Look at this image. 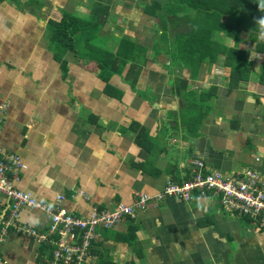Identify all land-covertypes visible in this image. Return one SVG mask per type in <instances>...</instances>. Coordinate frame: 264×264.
Returning a JSON list of instances; mask_svg holds the SVG:
<instances>
[{
	"label": "crops",
	"instance_id": "crops-1",
	"mask_svg": "<svg viewBox=\"0 0 264 264\" xmlns=\"http://www.w3.org/2000/svg\"><path fill=\"white\" fill-rule=\"evenodd\" d=\"M92 1L104 7L101 14L87 0H0V148L27 165L18 188L46 203L63 196L61 205L83 218L94 208L134 207L141 195H163L111 229L98 226L87 264H264L261 219L225 212L217 196L185 202L165 194L168 180L191 178L200 156L211 171L226 176L264 172L257 162L264 157L261 73L231 90L219 81L204 82L202 71L195 81L188 70L186 76L179 68L171 71L161 57L139 59L138 77L128 76L125 66L108 82L121 93L108 95L98 72L79 65L77 55L69 51L59 58L51 20L75 16L83 7L87 24L105 20L99 39L107 47L104 38L115 39L114 51L120 36L151 50V20L159 21L140 18L150 0ZM177 76L191 80L189 91L218 88L196 135L188 132L185 121L192 115L174 92ZM48 221L47 214L24 208L18 223L41 231ZM10 231L2 264L45 263L50 245Z\"/></svg>",
	"mask_w": 264,
	"mask_h": 264
},
{
	"label": "trees",
	"instance_id": "trees-1",
	"mask_svg": "<svg viewBox=\"0 0 264 264\" xmlns=\"http://www.w3.org/2000/svg\"><path fill=\"white\" fill-rule=\"evenodd\" d=\"M259 4L264 5V0H150L144 11L159 21L161 36L153 47L156 48L157 55L169 56V64L166 65L169 70L172 71V68L188 70L190 72L188 79L195 81L202 69L205 70L207 67L210 70L212 65L223 59L224 66L231 69L228 85L233 90L247 81L250 73L251 63L248 61L250 50H242L238 46L243 40L242 32L249 31L247 39L256 42V49L264 52V39H259L255 32L256 21L264 17V8L260 9ZM103 11L104 7L97 8L95 14H101ZM225 16L228 22L222 20ZM102 23H105L104 19L101 23L79 22L78 17L65 13L59 22L51 20L48 29L59 51L60 59L69 51L77 57L81 56L82 60L79 61L90 65L106 83V94H115L118 97L117 93L121 92H116L115 88L108 84L112 75L121 74L125 66H128L130 70L128 76L138 77L139 59L144 62H158L159 58L155 53L152 60L146 58L145 55L150 49L139 46L125 36L117 40V51L113 53L110 47L100 42V36L97 35V29ZM81 30L85 51L78 56L77 39L79 40ZM215 33L218 34L217 38L214 37ZM230 40L233 42L232 46L229 45ZM140 53L142 55H139ZM259 78L264 83V67ZM188 79L177 76L173 87L183 103L185 112L187 114L193 112L185 124L188 132L196 135L213 108L210 101L217 96L218 88L214 86L189 91ZM46 249L49 250L50 247L46 246L44 251Z\"/></svg>",
	"mask_w": 264,
	"mask_h": 264
},
{
	"label": "built area",
	"instance_id": "built-area-1",
	"mask_svg": "<svg viewBox=\"0 0 264 264\" xmlns=\"http://www.w3.org/2000/svg\"><path fill=\"white\" fill-rule=\"evenodd\" d=\"M257 162L264 165V157H258ZM26 168L18 154L0 148V264L3 262V244L10 230L36 237L41 243L50 245L52 251L45 264H84L85 248L93 240L98 226L111 229L126 215H131L134 208H144L148 202L159 201L163 197L162 194L141 195L134 207L119 205L113 210L93 211L86 218L75 217L61 205L65 197L58 196L54 203H46L19 189L17 183ZM165 194L185 202L193 200L196 195H221L222 203L238 215H248L264 222V172L254 169L237 176H225L211 171L200 156L193 161L191 178L181 183L168 180ZM85 197L88 198L87 195ZM25 207L49 215L48 231H38L18 223Z\"/></svg>",
	"mask_w": 264,
	"mask_h": 264
},
{
	"label": "rangeland",
	"instance_id": "rangeland-1",
	"mask_svg": "<svg viewBox=\"0 0 264 264\" xmlns=\"http://www.w3.org/2000/svg\"><path fill=\"white\" fill-rule=\"evenodd\" d=\"M163 1H166V0H163ZM15 3H18L17 1H14ZM87 2H88V4H90V5H93V1L92 0H87ZM148 2H150V1H148ZM29 5H36V3L34 2H29ZM142 5V4H141ZM85 7V6H84ZM92 10L95 8V9H97V8H103L102 6H100V5H98V4H94L92 7ZM89 10V9H88ZM59 13V12H58ZM131 12L130 11H127V15L128 14H130ZM77 15H78V18H79V22H83V21H85L86 20V18H87V15H86V11H83V7H81V8H79V11L75 14V17H77ZM73 17V16H72ZM135 19H137V18H135ZM224 22H228V18L225 16V17H223V19H222ZM119 21H120V17H119ZM151 22H154V24L152 25L153 26V28H154V30L153 31H148V32H150V33H154L155 35H153L154 37V41H155V43L157 42V41H159V37L161 36V31H160V26H159V24H157V21L155 20L154 21V19H152L151 20ZM136 24H138V23H136ZM141 24V23H140ZM51 25V24H50ZM148 26H151V25H149L148 24ZM142 27V26H141ZM142 29H143V27H142ZM148 29H146V31H147ZM52 32V31H51ZM156 32V33H155ZM97 35H101V27L99 28V29H97ZM249 36V31H247V30H244L243 32H242V41L239 43V48L240 49H242V50H244V49H248V50H250V55L248 56V61L251 63V66H250V73H249V78L250 77H253V78H256L255 77V75L253 74V72H256V75H258V73H261L262 74V70H260V67H261V64L263 63V61H264V52H259L256 48H257V43L256 42H251L250 40H248L247 39V37ZM108 36H106L104 39H106V43H105V45H109V47L111 48V49H113L112 50V52L114 53V50H116V47H113L114 46V40L115 39H112L113 41L112 42H110L111 41V38L109 37V39L107 38ZM121 37V39H123L124 37L123 36H120ZM214 37L215 38H217L218 37V34L217 33H215V35H214ZM82 38H83V33H82V30L80 31V35H79V40L77 39V49H78V56L79 55H81V53H82V51H85V48H84V45H83V41H82ZM128 38V37H127ZM129 39V38H128ZM226 40V39H225ZM134 41V40H133ZM135 42V41H134ZM159 44H160V42H159ZM229 45L230 46H232L233 45V42L230 40V42H229ZM153 46V44L151 45V47ZM159 49V48H158ZM156 54V57L157 58H163V60L165 61V60H167V61H169V56H165V55H157V50H156V48H154L153 47V49H151V50H149L148 51V54H146L145 55V57L146 58H149L150 60H152L153 58H154V55ZM159 56V57H158ZM81 57V56H80ZM80 57H78L79 58V60L81 61L82 59H80ZM81 64H79V65H81L82 67H84V68H86L84 65H82L83 63L82 62H80ZM168 64H169V62H167ZM261 69H263V68H261ZM203 72H204V70L202 69V76L200 77V79L201 80H203L204 82H208V80H209V82H211L212 81V83L213 82H215V81H219V83H225V85L227 86V87H229V76H230V74H231V69L230 68H228V67H226V66H224V63H223V59H221V61H219L218 63H216V64H214V65H212V68L209 70V71H207V75L206 74H203ZM183 74H184V76H186V73H185V71L183 72ZM188 75H189V73H188ZM205 75H206V78H205ZM260 79V78H259ZM248 81V80H247ZM226 82H227V84H226ZM244 82H246V81H244ZM244 82H242V84H244ZM190 83H192L191 82V80H190ZM210 85V84H209ZM222 85V84H221ZM198 86V85H197ZM199 87V86H198ZM213 107V106H212ZM214 108V107H213ZM193 112H191L190 114H192ZM57 204H58V202H57ZM25 208H30V207H25ZM24 209V208H23ZM22 209V210H23ZM36 210V209H35ZM69 210V209H68ZM39 211V210H38ZM70 211V210H69ZM93 211H98V209H96V208H94L93 209ZM92 211V212H93ZM40 212H42V213H44V214H46L45 212H43V211H40ZM75 217H81V216H77V214H75L73 211H70ZM91 212V213H92ZM49 216V215H48ZM82 218V217H81ZM48 223H47V226H46V228L45 229H41V231H48ZM35 229H36V227H34ZM96 233L94 232V234H93V240L91 241V243H90V245L89 246H86V259H85V262H84V264H87V257H89V256H91L92 255V253H93V250H94V244H95V237H96V235H95ZM81 243V242H80ZM44 257H45V259H49L50 258V252H47V254L46 255H44ZM104 262H105V260H104ZM39 264V263H38Z\"/></svg>",
	"mask_w": 264,
	"mask_h": 264
},
{
	"label": "clouds",
	"instance_id": "clouds-1",
	"mask_svg": "<svg viewBox=\"0 0 264 264\" xmlns=\"http://www.w3.org/2000/svg\"><path fill=\"white\" fill-rule=\"evenodd\" d=\"M259 7H260V9L261 8H264V5H262V4H259ZM256 25H257V28H256V30H255V32H256V34H257V37L259 38V39H264V17H261V18H259L257 21H256ZM193 163V162H192ZM206 163V162H205ZM222 174V173H221ZM192 175V174H191ZM224 175V174H223ZM226 176V175H225ZM190 179V178H189ZM188 180V179H187ZM209 195V194H208ZM200 196V195H199ZM210 196V198L211 197H214V196H217V197H219V201H220V204H221V206L223 207V208H225V209H223L222 208V210H224L225 212H227V213H233V214H235V215H238L237 214V212L236 211H234V210H232V209H230L229 207H227L224 203H222V197H221V195H209ZM238 216H241V215H238ZM2 263H4V261L2 262ZM45 264V263H44Z\"/></svg>",
	"mask_w": 264,
	"mask_h": 264
},
{
	"label": "flooded vegetation",
	"instance_id": "flooded-vegetation-1",
	"mask_svg": "<svg viewBox=\"0 0 264 264\" xmlns=\"http://www.w3.org/2000/svg\"><path fill=\"white\" fill-rule=\"evenodd\" d=\"M147 4V3H146ZM146 4H144V10H146ZM151 18L152 19V16H150V15H147L146 14V12L145 11H143L142 13H141V15H140V18ZM144 24H148V21H147V23H145V21H142Z\"/></svg>",
	"mask_w": 264,
	"mask_h": 264
}]
</instances>
